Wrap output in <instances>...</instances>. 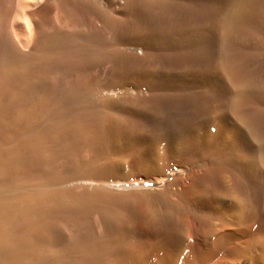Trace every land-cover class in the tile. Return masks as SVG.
<instances>
[{
	"label": "bare ground",
	"instance_id": "1",
	"mask_svg": "<svg viewBox=\"0 0 264 264\" xmlns=\"http://www.w3.org/2000/svg\"><path fill=\"white\" fill-rule=\"evenodd\" d=\"M116 4L113 7L112 2H102L98 7L91 0H0V124L8 120L18 134L0 150V180H9L15 172L41 175L54 171L57 155L70 158L89 139L99 163L94 167L92 157L91 164L84 165L87 160L67 175L99 172L107 179L123 177L127 174L126 158L132 156L131 165L145 171L178 165L187 177L182 180L181 191L171 192L175 200L168 196L156 199L158 202L135 204L132 199L126 202V198V215L120 217L116 213L121 225L116 228L113 221L116 231L108 228L114 231L109 236L81 240L76 235L78 228L66 226L61 220L58 224L68 228L69 243H74L81 253L73 264H107L106 252L112 246L117 248L113 264H156L164 254L176 249V264H194L189 245L184 241V245L179 244L182 233L191 229L189 220L192 228L205 236V242L218 249L241 236L245 207L261 188L258 180L262 179L264 168V0H119ZM83 14H87L86 20L80 18ZM155 29L161 34L159 38L156 34L157 39L152 38ZM217 40L220 44L216 49ZM109 43L115 46L110 64L101 65L102 55L98 61L97 57L90 62H100L93 69L96 75L107 77L103 83L107 91L119 87L128 91L134 85L140 62L138 46L159 48L173 43L186 51L194 45L197 60L189 71L192 75L186 73L180 83H147V97H127L123 93L119 102L110 105L112 112L104 116L84 99L89 85L78 81L76 75V80H71L69 74H76L77 60L87 62L89 53L100 54ZM147 59L142 58V65L149 63ZM57 74L65 77L60 90ZM159 90L167 99L187 97L196 108L194 116L178 132L147 138L140 132L141 116L137 117L135 110L150 104ZM98 118L101 127L95 131ZM144 152L148 158L142 160L140 155ZM58 175L54 178L58 179ZM48 190L6 196L0 187V264L17 262L42 251L44 235L57 229L58 213L80 217L88 209L100 207L114 216L117 210H112V206L121 204L114 194L113 197L96 188L78 192L70 188ZM231 209L235 210L240 229H220L213 221L219 218L225 223L226 212ZM111 215L108 217L113 220ZM79 221L75 220L76 227ZM147 236L152 243L143 245ZM39 264L48 263L41 260Z\"/></svg>",
	"mask_w": 264,
	"mask_h": 264
},
{
	"label": "rangeland",
	"instance_id": "2",
	"mask_svg": "<svg viewBox=\"0 0 264 264\" xmlns=\"http://www.w3.org/2000/svg\"><path fill=\"white\" fill-rule=\"evenodd\" d=\"M91 1L93 2V5L95 2L96 6H98L99 4L101 5L102 2H105V3L107 2L108 4H110L112 2L113 7H114L117 5L116 3L119 0H100V1L99 0H91ZM100 5L98 7H100ZM81 17L86 20L87 14H83L82 16H80V18ZM156 34H157V36H156ZM153 35H154V36H152L153 39H157V38L161 37L160 31H158L157 29H155V31H153ZM172 44H170V46L169 45H167V46L166 45H160L159 48H157L158 45L156 47L151 46L150 48H146V49L143 47L141 48L140 46L137 47L136 52H137L138 62L140 61L139 64L141 63L142 58L143 59L148 58L147 61H149V63H146L144 65H142V63H141V65H139V64L137 65V67H136V69H137L136 73L137 74L135 73V80L133 83L134 85L131 87L132 91H131V88L128 91H124L125 89H123L122 87H119L120 89L116 88L114 91H109V90L107 91V88L105 86V84H106L105 82L107 81V77L102 73L99 74V76L94 73V69L97 67V65L100 64V62L99 63L96 62L97 64H91L90 65V62L92 59H93L92 63L94 61V58H97V57L98 58L95 61H98L99 56L101 57V55H102V57L100 59V61H102L101 65H103V64L109 65L110 64L109 62H111V61L109 59L112 57V55H113L112 50L115 47L113 44H110V43L106 45V47L103 51L104 53L103 52L100 54L91 53L92 54L91 56L89 53L88 55L90 56V60L88 58L89 56H87L85 59V60H87V62H85L84 59L81 61L77 60V62H75V67L77 66L79 68V69L77 68V70H76L78 73L76 72V74H75V71H73L74 73L72 76V72H71V74H69V76L71 75L69 78H71V80H76V79L78 81L80 80V82L84 81L83 84L86 86L89 85V87L92 84L93 87L92 86L91 87L94 89H92L91 87L89 89V87H88V89L90 91L92 90L90 93L86 87L87 95L84 99H86L85 100L86 103L92 109H95V110H97L98 113L101 112L100 114H102V115L105 114L104 116H106V114L109 115L112 112V108H111L112 106H110V105L117 103V101L119 102L120 100H118V99H121V95L123 93H124L123 96H127V97H129V96L130 97H136L139 94L141 96L147 97V96H149V93H150L149 89L146 86L147 83H148V85H150L153 83L159 84L162 82L163 84L161 83L159 85L164 86V84L166 85L167 83L170 84L172 82L178 83L179 81L180 82L183 81L186 73H190L192 75V73L189 71L191 70V67H193V65H195V62L197 60L196 59L197 55L195 54L194 45L185 51V48L184 49L179 48V46L176 44H174L175 46H172ZM219 44H220V41L217 40L216 49L219 47ZM177 47L179 50L181 49L180 50L181 53L179 52L178 49H175ZM169 48L170 49L172 48V49L170 50ZM192 48H193V50H192ZM150 50L151 51L154 50L156 53L154 51L150 52ZM144 51H145V56L143 55ZM188 51H190L191 54L188 53ZM153 52L156 54L155 56H154ZM151 53H153L152 55L154 57L151 55ZM179 53L184 55V57L182 55H180ZM157 54H159V55H157ZM92 56H94V57H92ZM105 56H107V57H105ZM192 58H194L193 59L194 61L192 60ZM102 59L105 61H103ZM180 59H181V61H180ZM186 60H189V61H186ZM78 62L79 63L81 62V63L78 64ZM88 62H89V66H88ZM76 63H77V65H76ZM82 63H84V65H86V66H84ZM78 65H81V66L83 65V67H81V68H83V71L80 68V66H78ZM94 65H96V66H94ZM183 65L186 67H184ZM91 66H93V67H91ZM140 66H141V68H139ZM84 67H85V69H84ZM143 67H145V68L148 67V68L145 69ZM151 68H153V69H151ZM87 69H88V71H87ZM73 70H75V69L73 68ZM90 70H92L93 71L92 73H94V74H91L89 72ZM145 70H148V71L145 72ZM149 71H151L152 73ZM79 73H80V75H79ZM75 75L77 77H76V79H73V77ZM95 75L98 77H96ZM102 75H104V77ZM171 75H172V78H171ZM178 75L180 77H178ZM57 76H58L57 77L58 78L57 83H58V89H59L61 83H63L65 81L64 80L65 77L64 76L62 77L61 74H57ZM169 80H171V81L169 82ZM137 81H139V82H137ZM165 81H167V82H165ZM176 81H178V82H176ZM87 83H89V84H87ZM103 83H105V84H103ZM102 84L105 87L102 86ZM125 92H126V94H125ZM157 93H159V94H155L157 98L154 97L155 99L152 100V102H150V104L148 103L147 105H144L142 107L138 106V108L139 107L140 108L139 109L137 108L135 110V114L137 115V117L141 116V117H139L140 119H138L140 126H142L140 128L141 129L143 128L142 130L140 129V132L142 131L141 133H143V135H145L147 138L149 135L150 136H154V135L156 136L157 135V136H162V137L165 136L166 137V135L169 136L170 134L172 135V133L173 134L176 133V130L178 132L179 129L181 127H183L184 124L190 120L192 115L194 116V112H195V108H196L195 103L192 100L190 101V99L187 97H182V98L177 97V99H176V97L172 98V99H171V97H169L167 99V97H163L162 95H160V94H162L161 90L157 91ZM159 96L160 97L162 96L163 98L161 99ZM183 98H185V99H183ZM109 106H110V108H109ZM108 109H110L111 111H109ZM141 110H142V112H141ZM132 113H134V112H132ZM138 114H141V115H138ZM7 121L5 120V122H7ZM5 122L3 120L0 124V145H1L0 150H2V148L4 149L6 146H8V144L11 143V140H13L12 138L14 137V139H15L18 135L17 133H14L13 128H11V126L13 127V124L11 125V122L9 123V121L7 123H5ZM7 124H9V125L7 126ZM2 126H4V128ZM99 127H101V118H98V120L96 121V125L94 127V128H96L95 131L97 129H99ZM6 128L8 129V131ZM12 133H13V135H12ZM89 140H90L89 143H91V144H89L87 142L88 140L84 141L82 143V144H84L83 145L84 147H82V145H81V147H80L81 150L79 149V151H77L76 154H74L75 156L73 155L74 157L73 156L70 157L71 159L69 157L67 158L65 155H62V154L59 155L60 157L57 155L58 157L56 156V158H55L56 161L54 160V162H55L54 164L56 166L54 171H53V169H51V171L49 170L48 172H45L44 174L41 173V175L40 174L37 175L34 172L33 173L29 172L30 175H29V173H28V175L27 174L24 175V174H19V173L15 172V173H13V176H12L13 178L10 177L9 180H8V178L7 179L5 178L6 180L1 179L0 180L1 181L0 187L4 190L3 192H5L6 196H11V195L12 196H14V195L18 196L21 193L26 194L25 192L28 193V191H30V193L31 192L32 193L38 192V191L40 192L41 189L43 191H47L49 189L48 191L50 192V189L51 190H56V189L59 190L61 188L62 189L70 188V189H73L74 192L75 191L78 192V191H81L83 189L85 191H91L94 188H96L98 190L106 191L110 195L114 194L115 198L117 197L118 200L121 201V204L117 203V204H114L112 206V210H117V211L113 212L114 216H112L113 214L111 215V213L108 214L109 213L108 211H106L100 207H92V208L88 209L87 211H85V213H82L80 217L70 216V215L68 216V215H65L62 213H58L56 216V218H57L56 219V221H57L56 228L57 229L55 228L56 231H54V232L52 231L53 234L55 232H57V233H55V235H53V234L50 235V233H49V235H47V234H46V236L44 235V242L45 243L44 242L42 243V244H44V245H42L43 250L42 251L40 250L39 252H37L38 255L34 253L33 255L29 256L28 258H24L20 261L11 262L8 264H39L41 260L43 262L47 261L48 264H73V263H75V262H73V260L77 259V256H79L78 258H80L81 253L76 249V246L74 245V243L73 244L71 242L69 243L68 235H67V229L68 228L67 227L63 228V225L61 223H65L66 226H69L71 228H75V229L78 228L77 230H79V233L78 234L76 233V235H78V237L80 239L83 238V240H86V241L90 240V239H99L98 237H100V238L102 236L106 237V235L109 236V234L114 233V231H116L115 229L121 225V223L119 221L120 218L118 217V215L120 214L121 215V216L119 215L120 217H124L126 215L125 213L127 212V208L126 207L124 208L125 205L123 204V202L125 203L126 198H128L127 199L128 201L126 200V202H129L132 199L133 200L132 202H134L135 204H140V203L146 202V200L151 201V202H155V201L158 202L161 200V198L168 197V196H169L168 198L175 200V198H174V196H172L171 192H176V191L182 190L181 189L182 188L181 183H182V180L186 179L187 175H186V172L184 170H182V168L180 166L172 163L169 166L164 167V169L160 170V171H158V170H156V171H154V170L153 171L152 170L145 171L143 168L138 169V168L131 165V160L133 159V156L131 157L132 159L130 157H129L130 159L126 158L127 160H126V162H125L126 164H124V166H126L127 174L124 175L123 177L107 179L103 174H101V173L99 174V172L94 173L92 175H88V176L87 175H84V176L79 175L78 176V175H75L74 173L70 174V176H69V174L67 175L68 171H72V169L77 170V169L81 168L79 166L81 164L85 163L87 160H88L87 163H85L84 165L91 164L92 159L94 158V156H93L94 155V153H93L94 144H92L93 143L92 139H89ZM217 143L218 142H215V145ZM139 145L142 147L143 142H142V144H139ZM144 153L142 154L144 157L142 155H140V157H142V160H144L146 157L148 158L146 153L145 154ZM166 154L168 155V153H166ZM252 155H254L256 157V155L254 153ZM90 160H91V162H90ZM93 160H94L93 166L96 167L98 161L96 158H94ZM195 166H197V164H195ZM196 168H198V166L195 167V169ZM262 170H263V175H261L262 179L260 181L258 180L259 186L261 188L259 189L258 194L255 197H253L251 204L247 205L245 207V210H244V212L246 213L244 216H246V217H244V221H243V224L241 226H243V227L245 226V228L237 225V223H236L237 221H235L236 213H235V210H232V209L229 212H226L227 221H225V223H223L222 220L219 218H216L213 221V223L215 225H217V227H219L220 229L225 228L226 230H229V229L230 230H238L241 227L242 231H243L241 233V236L239 235V237L241 239H239V237L235 238L238 242L235 239H231V240L225 242L222 246L221 245L218 246L217 247L218 249L214 250L208 245V243H206L207 242L206 239H203V238H205V236L201 233H198L197 230H194L192 228L193 227L192 220L191 219L189 220L188 226L191 229L185 230V232L182 233L184 235L179 237V244H181L184 241L185 244L189 245L191 251L193 252L194 262L196 264H198V263L199 264H264V168ZM53 173H57V174L55 175ZM58 173H59V175H58ZM31 175H32V177H31ZM57 175H58V179L54 178V176L56 177ZM102 175H103V177H101ZM15 176H17L18 178ZM51 177H52V180L54 179V181L51 180V182H50L49 179H51ZM36 179H38V180H36ZM80 181H87V182L83 183ZM8 191H9V195H8ZM114 195H112V196L114 197ZM121 205H123V206L121 207ZM137 207H142V205H137ZM114 208H116V209H114ZM118 209L121 210V213H120V210H118ZM116 213L118 215H116ZM229 213L230 214L233 213V214L230 215ZM106 214L114 217L113 220L110 219L108 217V215H106ZM208 214L210 216H213L210 213H207V215ZM105 216L108 217V219L111 221H109L108 219L105 220ZM58 217H60V218L58 219ZM77 219L81 220V221H79L80 223H79L78 227H76L77 225L75 224V220H77ZM60 220H61V223L58 224L59 223L58 221H60ZM105 221H107V222H105ZM113 221L118 226L116 224L112 223ZM221 224H223V225H221ZM114 227H116V228H114ZM108 228L110 230L113 229L114 231L111 232V231H109ZM75 229H73V230H75ZM106 232L107 233L109 232V233L107 234ZM180 238H182V239H180ZM143 239L145 242V244H143V245H148V244L152 243V240L148 236L144 237ZM243 239H244V241H243ZM258 239H260L259 240L260 242L259 241L256 242V240H258ZM146 241H147V243H146ZM238 243H240V245ZM260 243H261V245H258ZM63 244H65V245H63ZM70 244H72V245H70ZM252 244H254V245H252ZM256 244H257V247H256ZM56 245H57V247H56ZM112 247H110V248L108 247L110 251L107 249L108 252H106L107 253L106 256L108 257L107 264L108 263L113 264V262L111 261L112 256L114 254H116V252H117V248H115V247L112 248ZM259 247H261V248H259ZM177 251H179V249H176V251L173 250L172 251L173 253L169 252V254H166V255L164 254L161 257V259L163 258L162 261L160 259L157 261L156 264H158V263L159 264H176V262L178 261V255H177L178 252ZM167 255L170 257H168ZM73 256H76V257L74 258ZM174 256H176V257H174ZM41 257H42V259H41ZM196 258L197 259L199 258V259L197 260ZM196 260H197V262H196Z\"/></svg>",
	"mask_w": 264,
	"mask_h": 264
}]
</instances>
